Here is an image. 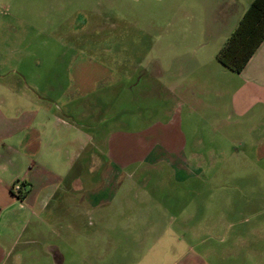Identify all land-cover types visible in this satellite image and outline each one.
<instances>
[{"label": "rangeland", "instance_id": "obj_1", "mask_svg": "<svg viewBox=\"0 0 264 264\" xmlns=\"http://www.w3.org/2000/svg\"><path fill=\"white\" fill-rule=\"evenodd\" d=\"M227 1L0 0V96L14 109L21 104L53 117L44 145L88 142L100 126L109 132L119 125L129 133L143 126L147 110L151 122H166L177 105L161 88L166 80L182 76L220 92L200 96L205 106L195 115L186 107L177 110L187 135L188 173L161 164L133 179L126 173L103 216L72 214L61 198L55 217L50 208L38 219L27 217L43 222V243L23 246L24 235L15 245L18 262L2 264H59L53 247L60 264H264V157L245 131L229 126L234 98L249 106L248 113L263 114L264 103L256 98L264 102V92L242 90V78L217 61L237 18ZM263 64L260 52L247 79L263 83ZM144 75L158 82L149 95ZM19 87L23 101L15 95ZM244 122L239 126L245 128ZM47 151L39 163L65 176L69 154L57 160ZM94 174L98 181L102 171ZM16 228L18 223L13 241L22 235Z\"/></svg>", "mask_w": 264, "mask_h": 264}, {"label": "crops", "instance_id": "obj_2", "mask_svg": "<svg viewBox=\"0 0 264 264\" xmlns=\"http://www.w3.org/2000/svg\"><path fill=\"white\" fill-rule=\"evenodd\" d=\"M252 1L228 0L226 2L230 8L229 12H235L237 18L230 24L222 48ZM260 52L264 54V40L239 74L218 63L223 69L242 78V90H250V87H253L257 91L264 92V82L247 79L248 77L245 75L247 72L255 70V68L250 69L249 66ZM261 69L264 71V64ZM88 72L92 71L88 70ZM146 77L144 81L148 85L144 83L143 88L149 91L147 92L149 95L151 89L153 93L157 90L158 82L154 76L147 75ZM5 86L12 93L11 90L14 87L7 83ZM90 88L92 91V86ZM161 88H164L165 93L167 92L166 94L178 105L167 114L166 122L155 120L151 122L148 119L150 113L147 110L148 116L140 129L125 133L124 129L118 128V125L116 129L106 132L104 127L100 126L96 129L95 137L87 135L88 142L84 143L81 140L69 138L65 141H58L59 144L55 146L43 143L45 133H50V131H46V126L47 122L53 118L51 115L31 113L21 104H16L14 109L7 106L5 99L0 96V264L8 261L18 262L17 259H14L15 245L24 235L27 236L21 240L23 246H37L43 243V241L41 242V238L45 239L44 233H42L44 231L43 222L30 223L27 217L33 215L38 219L49 208L50 213L54 216L58 208L57 203L61 198L64 209L70 213L73 212L72 214L92 216L101 213L103 216V213L109 210L119 194L121 180L126 178V173L133 179L137 172H143L158 164L169 167L175 172H189V162L183 156L187 147V135L181 128L182 118L177 117V110L179 106L186 107L192 115H195L198 108L205 106L200 99L202 96H218L220 92L212 93L209 86L203 83L199 84L195 80L190 82L182 76L166 80ZM19 90L15 95L23 101L22 87H19ZM234 99L231 107L232 120L230 119L229 126L245 131L250 140L249 144L254 148L258 157L262 158L264 157V113L250 114L248 113L249 106L241 107L237 103V98ZM256 100L258 104L264 103L261 99L256 98ZM94 105L97 109L98 101L95 104L91 103L88 108L90 113L94 112ZM100 105L102 111L104 105L103 103ZM242 119L246 121L244 122L245 128L239 126ZM56 120L58 122L59 118L57 117ZM51 133L55 136L57 131L52 129ZM192 135L196 136L197 134ZM49 142L55 143L52 138ZM46 148L50 155L56 156L57 160V156L62 152L65 151L69 154L63 163L66 168L65 176L55 174L48 167L39 163L38 160L44 156ZM193 158L199 163L202 162L197 153H194ZM99 168L102 174L96 181L94 170ZM16 182H20L24 186L20 198L12 192V185ZM17 202H19L18 206ZM4 218L6 219L2 223L1 220ZM15 223L19 224V228L16 229H20L22 235L18 234L13 241L11 229ZM53 223L55 225V221ZM52 229L51 233H56V228ZM53 250L56 251L52 253L54 261L56 263V260L58 261L60 258L58 262L60 264L63 261L62 255L57 251V247H53Z\"/></svg>", "mask_w": 264, "mask_h": 264}, {"label": "trees", "instance_id": "obj_3", "mask_svg": "<svg viewBox=\"0 0 264 264\" xmlns=\"http://www.w3.org/2000/svg\"><path fill=\"white\" fill-rule=\"evenodd\" d=\"M263 40L264 0H253L218 53L217 60L226 69L239 74Z\"/></svg>", "mask_w": 264, "mask_h": 264}, {"label": "built area", "instance_id": "obj_4", "mask_svg": "<svg viewBox=\"0 0 264 264\" xmlns=\"http://www.w3.org/2000/svg\"><path fill=\"white\" fill-rule=\"evenodd\" d=\"M22 184L20 182H16L15 184L12 185V192L19 197L22 194Z\"/></svg>", "mask_w": 264, "mask_h": 264}]
</instances>
